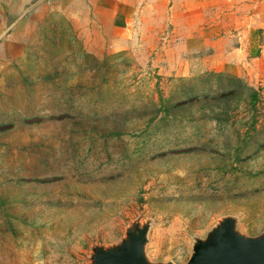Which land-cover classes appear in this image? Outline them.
<instances>
[{
    "label": "rangeland",
    "instance_id": "1",
    "mask_svg": "<svg viewBox=\"0 0 264 264\" xmlns=\"http://www.w3.org/2000/svg\"><path fill=\"white\" fill-rule=\"evenodd\" d=\"M60 2L0 57V264H87L136 220L174 264L225 216L263 232L264 76L178 75L147 18L90 52Z\"/></svg>",
    "mask_w": 264,
    "mask_h": 264
},
{
    "label": "crops",
    "instance_id": "2",
    "mask_svg": "<svg viewBox=\"0 0 264 264\" xmlns=\"http://www.w3.org/2000/svg\"><path fill=\"white\" fill-rule=\"evenodd\" d=\"M49 1L0 0V57L23 49L26 16ZM88 51H102L146 18L167 25L171 70L225 73L250 83L264 76V0H62ZM168 39V40H167Z\"/></svg>",
    "mask_w": 264,
    "mask_h": 264
},
{
    "label": "water",
    "instance_id": "3",
    "mask_svg": "<svg viewBox=\"0 0 264 264\" xmlns=\"http://www.w3.org/2000/svg\"><path fill=\"white\" fill-rule=\"evenodd\" d=\"M150 222H132L119 242L91 247L87 264H174L153 262L145 253ZM185 264H264V231L248 236L232 216L221 218L205 238H197Z\"/></svg>",
    "mask_w": 264,
    "mask_h": 264
}]
</instances>
